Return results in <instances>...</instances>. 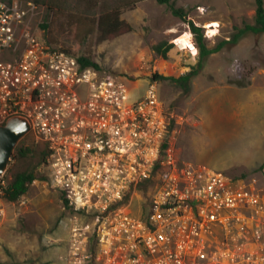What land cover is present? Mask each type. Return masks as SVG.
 <instances>
[{
    "label": "built area",
    "instance_id": "obj_1",
    "mask_svg": "<svg viewBox=\"0 0 264 264\" xmlns=\"http://www.w3.org/2000/svg\"><path fill=\"white\" fill-rule=\"evenodd\" d=\"M36 14L30 1L0 0V125L24 117L43 147L46 186L70 228L67 264H264V167L255 190L163 155L168 124L156 85L129 102L125 78L81 68L41 40Z\"/></svg>",
    "mask_w": 264,
    "mask_h": 264
},
{
    "label": "rangeland",
    "instance_id": "obj_2",
    "mask_svg": "<svg viewBox=\"0 0 264 264\" xmlns=\"http://www.w3.org/2000/svg\"><path fill=\"white\" fill-rule=\"evenodd\" d=\"M37 7L31 27L54 48L74 58L88 57L100 74L125 78L129 102L144 96L154 83L167 116L166 154L180 166L206 165L234 182L262 190L264 167V34L247 33L235 45H224L206 56L184 92L170 80L193 70L199 48L189 26L168 6L155 0H19ZM186 19L203 31L211 49L231 38L236 28L252 24L254 0H172ZM118 9L128 27L106 35L97 27L99 17ZM45 26V27H42ZM185 31L191 34L194 53L175 44ZM172 44L166 58L151 47ZM20 145L32 148L26 159L11 161L12 172L29 170L36 175L26 196L7 204L0 228V264H67L70 228L61 210L59 194L46 186L43 147L32 134ZM151 187L143 189L133 208L148 202ZM91 248L92 244H88Z\"/></svg>",
    "mask_w": 264,
    "mask_h": 264
},
{
    "label": "trees",
    "instance_id": "obj_3",
    "mask_svg": "<svg viewBox=\"0 0 264 264\" xmlns=\"http://www.w3.org/2000/svg\"><path fill=\"white\" fill-rule=\"evenodd\" d=\"M159 5H166L170 8L171 13L183 20L188 26L190 31L193 33L197 46L199 48V61L197 66L193 70L181 75L178 78H170L171 81L179 84L184 92L189 91L190 80L197 75L198 71L202 67L203 59L217 51H219L224 45H235L243 36L247 33L254 34H264V0H254L255 13L252 24H244L241 28H236L231 38L227 41L221 42L214 48H207L205 41L203 39V31L200 27L195 26V24L186 19V12L182 8L176 7L172 0H155ZM120 12L118 9L102 14L99 17L97 27L103 31L106 35H117L128 30L127 26L123 25V22L119 19ZM45 27V26H42ZM173 45L167 42H159L151 47V50L161 56L162 58L167 57V53L172 49ZM63 49V48H62ZM65 50V49H64ZM66 51V50H65ZM67 52V51H66ZM81 68L92 67L94 69H99V66L88 57L77 58ZM168 134V133H167ZM25 138H21L16 144L9 162L20 161L26 159L32 155V148L24 145H20L21 141ZM167 148V136L162 146V154L164 155ZM44 151L41 152L42 159L44 160ZM8 162V163H9ZM8 168L6 170L9 171ZM36 180V175L33 171L23 170L12 172L9 180H7L6 187L3 190V198L9 204H14L19 201L22 197L26 196L30 185Z\"/></svg>",
    "mask_w": 264,
    "mask_h": 264
},
{
    "label": "water",
    "instance_id": "obj_4",
    "mask_svg": "<svg viewBox=\"0 0 264 264\" xmlns=\"http://www.w3.org/2000/svg\"><path fill=\"white\" fill-rule=\"evenodd\" d=\"M29 131V122L24 117L14 116L0 125V180L16 144Z\"/></svg>",
    "mask_w": 264,
    "mask_h": 264
},
{
    "label": "bare ground",
    "instance_id": "obj_5",
    "mask_svg": "<svg viewBox=\"0 0 264 264\" xmlns=\"http://www.w3.org/2000/svg\"><path fill=\"white\" fill-rule=\"evenodd\" d=\"M174 42L179 49H190L194 53L195 47L192 45L191 34L188 31L181 34Z\"/></svg>",
    "mask_w": 264,
    "mask_h": 264
}]
</instances>
